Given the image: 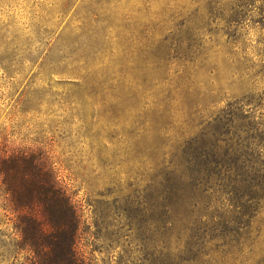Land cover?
I'll use <instances>...</instances> for the list:
<instances>
[{"label":"rangeland","instance_id":"rangeland-1","mask_svg":"<svg viewBox=\"0 0 264 264\" xmlns=\"http://www.w3.org/2000/svg\"><path fill=\"white\" fill-rule=\"evenodd\" d=\"M0 146L52 170L88 264H264V0H0Z\"/></svg>","mask_w":264,"mask_h":264},{"label":"trees","instance_id":"trees-1","mask_svg":"<svg viewBox=\"0 0 264 264\" xmlns=\"http://www.w3.org/2000/svg\"><path fill=\"white\" fill-rule=\"evenodd\" d=\"M245 168L246 174L253 173V167ZM0 211L19 239L16 249L24 254L22 264H88L76 249V208L52 170L34 153L0 146ZM249 218L245 233L253 238H248L243 251L253 256L264 222L259 225L253 214Z\"/></svg>","mask_w":264,"mask_h":264}]
</instances>
